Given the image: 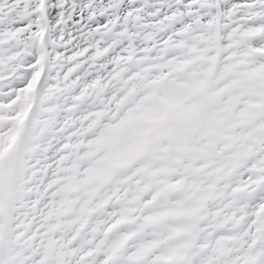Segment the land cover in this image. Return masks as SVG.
Returning a JSON list of instances; mask_svg holds the SVG:
<instances>
[{"label":"snow or ice","instance_id":"6c2138e0","mask_svg":"<svg viewBox=\"0 0 264 264\" xmlns=\"http://www.w3.org/2000/svg\"><path fill=\"white\" fill-rule=\"evenodd\" d=\"M0 264H264V0H0Z\"/></svg>","mask_w":264,"mask_h":264}]
</instances>
